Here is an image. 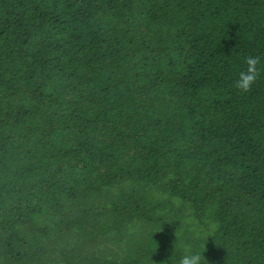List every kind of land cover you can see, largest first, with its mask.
<instances>
[{
	"label": "trees",
	"instance_id": "obj_1",
	"mask_svg": "<svg viewBox=\"0 0 264 264\" xmlns=\"http://www.w3.org/2000/svg\"><path fill=\"white\" fill-rule=\"evenodd\" d=\"M187 246L264 264V0H0V264Z\"/></svg>",
	"mask_w": 264,
	"mask_h": 264
},
{
	"label": "clouds",
	"instance_id": "obj_2",
	"mask_svg": "<svg viewBox=\"0 0 264 264\" xmlns=\"http://www.w3.org/2000/svg\"><path fill=\"white\" fill-rule=\"evenodd\" d=\"M245 62L247 67L245 70L239 72L235 86L243 92H248L256 83L260 74V70L258 69L259 58L248 56ZM202 254L203 253L200 250L187 246L185 247L183 254L180 255L178 261H175V264H205V259ZM171 264H173L172 257Z\"/></svg>",
	"mask_w": 264,
	"mask_h": 264
}]
</instances>
